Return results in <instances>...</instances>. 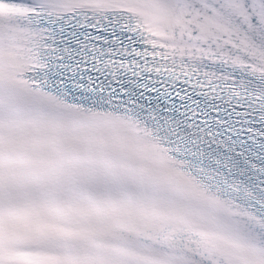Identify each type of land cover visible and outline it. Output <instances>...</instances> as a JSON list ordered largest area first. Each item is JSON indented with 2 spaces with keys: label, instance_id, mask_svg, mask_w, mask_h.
Masks as SVG:
<instances>
[{
  "label": "snow or ice",
  "instance_id": "1",
  "mask_svg": "<svg viewBox=\"0 0 264 264\" xmlns=\"http://www.w3.org/2000/svg\"><path fill=\"white\" fill-rule=\"evenodd\" d=\"M0 264H264V0H0Z\"/></svg>",
  "mask_w": 264,
  "mask_h": 264
}]
</instances>
